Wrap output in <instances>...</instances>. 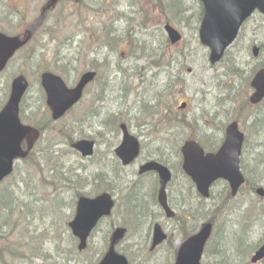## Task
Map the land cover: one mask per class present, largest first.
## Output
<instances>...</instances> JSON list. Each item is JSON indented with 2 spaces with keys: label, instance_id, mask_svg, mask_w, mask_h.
Wrapping results in <instances>:
<instances>
[{
  "label": "rangeland",
  "instance_id": "1",
  "mask_svg": "<svg viewBox=\"0 0 264 264\" xmlns=\"http://www.w3.org/2000/svg\"><path fill=\"white\" fill-rule=\"evenodd\" d=\"M48 2L0 0L1 32L16 35L41 23L29 47L19 52L8 70L0 76V109L6 105L10 95L12 78L24 74L29 79L30 91L24 99L21 118L23 122L39 125L45 130L37 156L57 166H69L75 174L88 178L90 183L95 171L99 167H105V162H110V147L113 145L112 153L113 147L121 143V132L117 127L122 121L126 122L132 134L142 142H148L149 150L155 147L156 139L172 138L171 134H177L179 130V137L188 133H191L188 137L194 133L197 136L221 133L224 125L230 123L233 111L237 110L238 114V109L231 105V100L238 96V91L245 89L246 79L252 68L255 69L264 62V52L258 60H253L251 49L248 50L254 43L264 49V29L259 30L257 27H264V19L259 17L247 25L242 40L227 58L232 59L229 64L225 67L218 66L215 70L210 68L208 49L200 45L197 37L202 13L197 0H83L79 5L74 1L63 0L42 20L40 11ZM165 23L182 34L183 41L180 44L170 45L163 29ZM143 32H150V35L134 37ZM108 36L113 39H107ZM140 39L145 44H142ZM97 41L102 43L101 48L95 43ZM243 46L247 48L248 55L243 51ZM148 47L149 52L153 51L155 54L151 62L161 64L166 61L168 55L169 60L173 62V79L180 73L177 91L181 99L189 103V108L183 114L174 112L163 117L158 108L153 111L158 113L155 116L151 115L152 112L145 111L143 102L147 101L152 105L157 95L165 97L163 102H171V94L174 93V89L169 90L167 85L160 89L155 88V79L152 76L157 70L153 71L149 67ZM233 60L247 70L243 76L234 80L230 67L235 63ZM97 63L103 64L98 69V82L89 87L90 90L81 104L53 125L49 121L50 112L46 109L45 93L41 90L37 76L42 70L49 69L64 78L72 87L79 78L78 74L93 68ZM182 65L184 71H178ZM230 68L231 70H227ZM188 69H191V73L187 72ZM223 73H228L230 77L224 78L219 85L214 84L211 78ZM121 74L126 75L130 91L132 89L134 92L129 98L121 99L119 104L108 95L119 87L117 82ZM109 77L115 84H110ZM142 81H145V86ZM241 100L242 98L239 102ZM178 108L179 106L176 107L177 111ZM172 119L181 124L179 130L173 131L171 128ZM240 125L242 131L249 136L246 150L252 158L246 159L248 174L255 185L259 184L264 188V164H258L255 157L259 153V159L264 162V127H253L248 120H243ZM78 139L94 140L97 143V155L86 161L80 155L74 154L70 143ZM46 149H49V155L44 156L42 150ZM173 157L175 167L179 161L178 156ZM143 163L145 162L141 157L134 165L123 168L119 173L120 177L113 172L111 164H108L112 173L108 176L109 183L104 177L99 181L101 191H114L115 187L123 188L126 175L131 177V182H135L138 179L139 166ZM18 166L21 170L17 175L27 174L30 180L22 187L14 180H7L3 184V188L7 189L5 195H8V198L3 207L5 209L0 212V224L4 230V234L0 235V264H95L105 253L113 229L120 223H125L124 217L129 220L126 196L116 194L118 205L113 216L95 229L87 250L78 253V243L68 229V223L75 213L73 202L77 201L74 190L78 187L66 182L61 170L57 168L53 174L56 180L53 185L58 189V193L49 196L47 168L32 179L28 165L24 166L23 162H19ZM145 180L143 177L133 186L131 196L137 198L136 204L143 199L144 192L154 185L153 178L146 184L143 183ZM224 187L218 186L215 189L216 198L206 201L208 210L212 209L219 196L225 195ZM76 191L96 193L93 192L92 185L88 188L80 186ZM249 192V189H246L232 201V205L248 206L249 210L254 211L259 205H264V199ZM147 198L150 196L147 195ZM189 203L192 204L191 215H196V219L192 217L189 226L195 229L199 227V231L203 221L198 219L201 215L197 201L191 196ZM201 204L206 207L203 202ZM194 211H197V214H194ZM137 212L141 214L140 209ZM146 213L141 215L146 220L141 219L139 227H131L132 231L125 241L117 246V251L128 257L131 264H173L175 248L183 241L178 224L168 222L163 216H156L153 224L160 223L171 236L172 242L163 244L152 255L148 239L150 233L152 235L149 230L153 220L150 217L152 209L148 207ZM225 219L229 226L220 233H215L213 244L222 250V264H251L252 253L248 259L244 257L237 247L236 240L243 237L244 245L258 244L264 239V223L261 222L245 232L242 221L237 218L235 220L230 215ZM226 231L229 235L224 236ZM207 259L209 264L215 263L211 253Z\"/></svg>",
  "mask_w": 264,
  "mask_h": 264
},
{
  "label": "water",
  "instance_id": "2",
  "mask_svg": "<svg viewBox=\"0 0 264 264\" xmlns=\"http://www.w3.org/2000/svg\"><path fill=\"white\" fill-rule=\"evenodd\" d=\"M234 5V12L230 13L226 11L224 6L225 0H203L206 5V19L203 23L204 31L202 33V39H209L212 41L214 53L212 60L215 56L221 55L224 48L234 39L239 24L242 20L250 16V12L259 7L264 12V0H228ZM170 40L172 43L179 41V34L170 27H166ZM17 47L12 43H6L0 41V58L8 54L9 51L15 50ZM93 75L85 76L76 90L69 91L64 88L63 84L58 78H52L51 76H44L43 86L45 87L49 100V107L53 112V119L62 117L66 110L71 108L79 101L83 89L87 82L93 79ZM253 82V86L256 88L257 93L252 98V103H257L264 96V71L260 73ZM26 88L25 84L21 86H15L14 94L10 100V105L7 110L11 113L4 114L5 117V132L10 137L9 145L15 146V152L7 153L4 158L0 159V181L4 176L8 175L12 168L13 159L16 157L24 158V155L19 151V144L24 137L29 135L30 130L28 128H22L17 122V106L21 95ZM14 119V120H13ZM124 131L123 144L116 150L118 157L125 164H129L136 158L139 152V142L131 137L129 131L122 126ZM227 140L222 147V150L217 155H208L204 157L203 150L198 147L194 142L187 143L183 148L184 154V170L189 176H192L193 181L196 182L198 190L205 197H208V189L213 182L219 178H225L230 181L232 192L235 195L239 186L243 183L242 177L238 169L239 154L241 145L243 142L242 136L237 135L234 126L227 133ZM4 140L7 137H3ZM1 140V136H0ZM94 143L80 141L74 145V148L80 151L84 157L92 155ZM146 170H155L160 173L162 187L159 191V203L166 211L168 217L171 213L167 206V197L165 195V187L170 179V173L158 164H147L142 168V172ZM260 195H264L263 190H258ZM111 198L107 195L97 197L96 199L81 198L78 205V212L74 222L71 224L74 234L79 237L81 245L80 249L86 246V239L90 234V230L98 223L101 216L109 214L112 207ZM154 234V246L159 244L165 239L162 229L159 226L155 227ZM211 226H207L204 230L195 236L193 240H189L180 252L179 264H187V262H193L198 264V258L202 251V246L205 240L208 238ZM125 234L124 230H117L112 237V246L109 254L105 257V260L101 264H127L124 259L115 255L113 247L118 240L123 238ZM264 257V247L256 254L253 259L254 262Z\"/></svg>",
  "mask_w": 264,
  "mask_h": 264
},
{
  "label": "bare ground",
  "instance_id": "3",
  "mask_svg": "<svg viewBox=\"0 0 264 264\" xmlns=\"http://www.w3.org/2000/svg\"><path fill=\"white\" fill-rule=\"evenodd\" d=\"M240 154L244 155V154H247V152H245L244 150H240ZM109 194L111 195L110 191H109ZM259 208L264 211V205H259ZM178 227L180 228L181 236H189V235H193L194 233H196V229L194 227L191 228L190 226H186L183 224H181ZM237 247L239 248V250H241L243 246L241 244H238Z\"/></svg>",
  "mask_w": 264,
  "mask_h": 264
},
{
  "label": "trees",
  "instance_id": "4",
  "mask_svg": "<svg viewBox=\"0 0 264 264\" xmlns=\"http://www.w3.org/2000/svg\"><path fill=\"white\" fill-rule=\"evenodd\" d=\"M172 108H173V106L170 105V107H168V109L165 110V113L167 114V111H169V110H170V111H169V113H170V112L172 111ZM169 113H168V114H169ZM168 114H167V115H168ZM167 115H166V116H167ZM219 212H221V210H219L218 213H219ZM216 213H217V212H216ZM214 216H215V215H214ZM214 216L212 217V220H213V221L216 220V219L214 218ZM204 219H207V217H206L205 214H204Z\"/></svg>",
  "mask_w": 264,
  "mask_h": 264
}]
</instances>
